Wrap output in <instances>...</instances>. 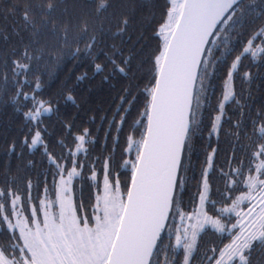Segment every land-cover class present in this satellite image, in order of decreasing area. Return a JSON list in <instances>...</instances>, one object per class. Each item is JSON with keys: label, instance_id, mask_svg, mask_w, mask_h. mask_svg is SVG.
<instances>
[{"label": "snow or ice", "instance_id": "6c2138e0", "mask_svg": "<svg viewBox=\"0 0 264 264\" xmlns=\"http://www.w3.org/2000/svg\"><path fill=\"white\" fill-rule=\"evenodd\" d=\"M110 0H100L95 9L97 17L109 7ZM53 5H48L51 10ZM164 21L159 32L163 35V44L154 58L155 74L153 83L147 89V103L140 113L143 120V132L139 140L133 135L126 138L125 153L135 150L134 159H124L123 165H130L131 179L126 193L122 192L118 178L111 172L112 157H106L103 163V188L98 187L96 161L89 167L85 157L90 130L84 128L73 133L71 123L65 125L66 137L57 141L64 150L60 154L49 151L45 139L46 127L43 117L53 111L52 101L40 95L42 81L36 76L29 81L32 64L39 63L44 53L31 47L35 41L25 46L17 59L11 61V67L5 65L2 79L8 82L11 73V84L15 86V95L11 103L28 122V132L22 141V147L29 152L40 149L48 162V169L43 188L44 198L37 197L38 204L32 195L33 182L27 180L20 185L15 178H5L0 185V235H6V241L0 242V264H177V249H183L180 264H191L198 248L197 237L205 225H211L215 231L224 233L233 229L232 239L222 248H213L211 257H205L208 264H251V250L256 242L264 247V109L258 111L252 121V135L247 136L249 144L244 146L248 154L247 175H244V164L229 169H221L225 180V193L222 196L224 207L209 215L203 208L208 200L209 183L207 168L204 172L202 190L199 192V205L192 212L183 209L182 194L179 189L184 180L180 175L182 153L187 147L191 134L198 128L196 109L205 102L202 90L205 80L211 74L209 66H215L224 46L230 54L233 49L227 48L231 29L240 24L245 14L244 0H167ZM16 6H13L15 11ZM32 8L23 11L26 27L35 29L34 20H30ZM90 13L78 18L83 25L75 41L77 47L72 55L79 54L80 40L88 37L83 51L92 56L96 47V36H88ZM115 15V13L113 14ZM46 24L47 21H43ZM128 19H117V34L126 31ZM72 25L64 29L61 41L69 44L68 33ZM239 39V36H237ZM242 47L228 66L224 80L222 98L216 106L217 114L211 120L210 135L218 134L224 117L226 102L240 106L234 85V72L242 60L250 57L255 61L264 59V23H261L241 41ZM55 49L52 50L54 52ZM52 52L49 60L54 59ZM223 54V53H222ZM98 58V57H94ZM112 74H127L126 66L130 59L117 61L115 54L108 58ZM104 65L94 64L96 73ZM244 79L251 73L245 72ZM78 80L84 79L83 76ZM107 79V77H105ZM31 84V91H24ZM118 107L123 108L130 90H125ZM67 100L73 101L71 95ZM26 108V111L23 109ZM130 108H124V113ZM121 119L117 131L122 130L126 117ZM136 121L135 124H140ZM135 130V126H133ZM67 137H71L68 143ZM118 136L116 141H118ZM239 137H237V141ZM94 142V141H93ZM13 141L8 153L15 151ZM216 149L207 156L210 168ZM233 156L228 161H234ZM253 161H258L254 164ZM29 161V165H31ZM85 168L90 172V179L97 182V195L92 205L93 215H87L83 204H74V181L82 176ZM51 176V185L47 176ZM243 185V188L239 187ZM247 189L244 191L243 189ZM54 192L55 199H47L49 192ZM234 191L241 194L232 198ZM231 200V204L228 201ZM248 201L250 207L241 214L239 206ZM215 208V203H213ZM235 214L236 223L228 229L218 216ZM170 215L179 217V224L169 225ZM167 230L174 237L166 245L158 243L161 234ZM163 253V259L159 253ZM154 253L157 258L153 261Z\"/></svg>", "mask_w": 264, "mask_h": 264}, {"label": "trees", "instance_id": "16d2710c", "mask_svg": "<svg viewBox=\"0 0 264 264\" xmlns=\"http://www.w3.org/2000/svg\"><path fill=\"white\" fill-rule=\"evenodd\" d=\"M52 4L51 10L48 5ZM100 0H0V77L5 72V65L11 67V61L17 59L25 46L35 41L31 47L42 51L44 58L39 63L32 64V73L29 81H34L39 76L42 81V95L52 101V115L43 117V126L46 127L45 139L49 144V151L60 154L64 149L57 144L58 140L66 137L65 125H73L75 134L84 128L90 130L86 147L89 149L87 156L81 155L89 167L98 159L96 170L98 173V187L102 190L103 163L106 157L111 156V172L113 178H118L122 192L126 193L130 184V165H123L124 159H134L135 150L131 154L125 153L126 138L133 135L139 140L143 132L145 120L140 116L147 103V89L153 83L155 74L154 58L158 49L163 44V37L159 32L160 25L164 21L167 0H110L109 7L97 17L95 9ZM16 6L13 11V6ZM245 14L240 24L231 29L227 48L233 49L229 54L224 46L220 52H215L219 57L218 62L209 66L210 75L205 80V89L202 90L205 102L197 108V120L199 125L194 134L190 133L187 147L182 158L180 175L184 184L179 189L182 194L183 209L192 212L199 203V192L202 190L204 172L207 168L209 192L205 202V211L212 215L215 210L227 206L222 199L225 193V180L221 177V169L225 173L229 169L240 166L243 162L244 175H247L248 154L245 151L252 135V121L258 111L264 109V59L257 58L253 61L250 57L242 60L238 70L234 72L232 85H234L240 106L234 102H226L224 117L220 124L218 134H211V120L217 114L216 106L222 98L224 80L228 66L242 47L241 41L246 40L252 29L264 23V0H244ZM31 6L30 20H34L35 29L26 27L23 20V11ZM86 13L91 15L89 19L88 36H96V47L92 56L83 51L88 37L80 40L79 47L82 51L73 56L77 44L76 40L82 24L78 18ZM115 13V15H113ZM127 17L129 23L126 31L117 34L116 21ZM43 21H47L43 24ZM72 25L68 33L69 44L64 45L61 37L66 26ZM239 36V39H237ZM55 49L54 52L52 50ZM55 57L49 60L48 53ZM223 53V54H222ZM115 54L117 61L130 59L126 66L127 74H112L111 64L108 58ZM94 57H98L95 58ZM104 65L101 72L96 73L94 64ZM249 72V79H244V73ZM83 76L84 79L78 80ZM107 77V79H105ZM129 89L127 101L134 102L129 105L124 103L123 108L118 107L121 97L125 96V90ZM24 91H31V84L25 86ZM15 95V86L11 84V73H8V82L0 79V185L5 178H15L20 185L27 180L33 182L32 195L35 202L44 198V184L48 169V162L40 149L32 152L22 147V141L28 132V122L23 115L17 112L10 102ZM71 95L73 101L67 100ZM124 108L130 111L124 113ZM27 109L24 108L23 111ZM126 117L122 130L117 131L121 115ZM141 121L140 124H135ZM135 126V130H133ZM118 136V141L116 137ZM237 137L239 140L237 141ZM71 143V137H67ZM15 141L16 148L8 153L9 145ZM94 141V142H93ZM216 149L212 166L209 168L207 156ZM235 157L229 164V160ZM31 161V165H29ZM258 161H253L254 164ZM88 168H85L82 176L74 181V204H83L87 209V215H93L92 205L97 195V182L90 178ZM47 182L51 185V176H47ZM239 187L243 188V185ZM247 191V189H243ZM240 191H234L232 198L240 195ZM47 199H55L54 192L50 191ZM215 203V208H213ZM231 204V200L228 201ZM223 222H231L232 219L225 215L218 216ZM179 217L170 215L169 225L179 224ZM232 239V234L219 233L211 229H204L198 236V248L194 252L191 264H208L207 257H211L213 248H222ZM174 237L165 230L160 241L166 245ZM6 241V235H0V242ZM163 259V253H159ZM177 264L183 259V253L176 250ZM157 258L154 253L153 261ZM234 264H239L235 261ZM251 264H264V247L253 243L251 250Z\"/></svg>", "mask_w": 264, "mask_h": 264}, {"label": "rangeland", "instance_id": "374dc122", "mask_svg": "<svg viewBox=\"0 0 264 264\" xmlns=\"http://www.w3.org/2000/svg\"><path fill=\"white\" fill-rule=\"evenodd\" d=\"M162 37H163V35H162ZM102 188H103V185H102ZM54 200V199H53ZM251 205H250V203L248 202V201H245L244 203H242L240 206H239V211L241 212V214L243 215V213H245V212H247L248 211V209H249V207H250ZM198 207H200V205H199V203H198V205H197V207L196 208H198ZM203 208H204V210H205V204L203 205ZM225 216H227V217H229L230 219H232V221L231 222H223L222 220H221V222L222 223H224L225 225H226V227L228 228V229H231V225L232 224H234V223H236V216H235V214H224ZM204 229H211V230H213V231H215V229H213L212 227H211V225H205V228ZM204 229H202L201 230V232L204 230ZM236 231H238V229H233V230H231L230 232L229 231H226V232H224V233H228V234H233L234 232H236ZM200 232V233H201ZM217 232V231H216ZM199 233V234H200ZM220 233V232H219ZM199 236V235H198ZM198 238V237H197ZM255 243V242H254ZM177 250H180L182 253H183V249L181 248V249H177ZM236 261H238V259L236 260ZM239 262V261H238Z\"/></svg>", "mask_w": 264, "mask_h": 264}, {"label": "water", "instance_id": "95a60500", "mask_svg": "<svg viewBox=\"0 0 264 264\" xmlns=\"http://www.w3.org/2000/svg\"><path fill=\"white\" fill-rule=\"evenodd\" d=\"M52 115V112L50 113V114H48L47 116H45V117H49V116H51ZM183 153H184V151H183ZM183 153H182V158H183ZM162 235V234H161Z\"/></svg>", "mask_w": 264, "mask_h": 264}]
</instances>
